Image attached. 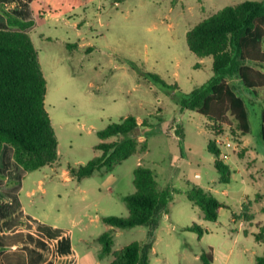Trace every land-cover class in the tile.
<instances>
[{"label":"rangeland","instance_id":"1","mask_svg":"<svg viewBox=\"0 0 264 264\" xmlns=\"http://www.w3.org/2000/svg\"><path fill=\"white\" fill-rule=\"evenodd\" d=\"M25 1L32 3L31 37L47 81L46 108L58 147L52 166L19 179L20 201L30 216L58 228L52 244L56 237L61 244L71 241L80 264H109L115 252L134 242L148 244L150 264H204V254L212 257V264H254L264 251V236L259 242L255 239L264 225V91L256 97L237 86L251 112L249 135H243L233 120L213 130L205 116L182 110L179 104L183 94L213 75L212 58H199L189 50L187 32L222 8L246 0ZM76 22L83 25L77 28ZM62 41L81 44L68 48ZM147 73L159 75L175 89L163 87ZM128 116L137 118L139 141L147 140L148 149L112 172L102 169L80 181L73 178L71 167L85 166L102 155L96 148L100 143L121 139H101L98 132ZM212 140L220 149V161L230 168L229 183H221L215 167L218 157L208 150ZM139 166L153 170L158 189L171 193L168 205L154 229H114L112 254L101 259L98 238L112 228L102 219L129 217L124 197L136 192L134 172ZM193 186L209 190L225 204L217 221L206 220L188 200L186 191ZM231 186L229 194L223 193ZM12 192L7 195L11 201ZM14 207L0 214L11 215ZM13 220L16 227L9 221V229L1 232L5 237L29 224L28 236L50 240L25 212ZM194 224L202 234L186 230ZM63 230L72 236L62 235ZM49 249L15 247L5 256H13L9 264H26L18 263L26 253L43 256ZM51 250V260L63 264L62 252Z\"/></svg>","mask_w":264,"mask_h":264},{"label":"trees","instance_id":"2","mask_svg":"<svg viewBox=\"0 0 264 264\" xmlns=\"http://www.w3.org/2000/svg\"><path fill=\"white\" fill-rule=\"evenodd\" d=\"M30 23H19L17 30L0 29V153L5 144L14 149V160L25 172H34L52 166L57 160L58 142L46 108L47 81L39 53L26 32ZM189 50L199 58H212L213 75L202 85L179 99L181 109L196 111L205 116L209 127L222 130L233 120L243 135L251 134L250 115L246 96L237 86L256 97L264 91V0H246L226 6L195 25L186 34ZM156 83L175 89L157 74L147 73ZM237 81V85L234 83ZM261 135L264 140V107L261 113ZM140 125L134 116L120 123L110 124L98 132L101 139L121 137L120 140L100 143L96 148L103 153L85 166L71 167L70 175L78 181L96 171L114 168L136 152L148 149L147 140L140 142ZM182 134V132H180ZM208 150L218 159L215 167L221 183H229L230 168L224 165L215 140ZM136 192L124 197L129 211L127 219L104 217L102 221L112 228L98 238L100 258L112 254L114 229L139 226L156 227L158 216L167 207L171 193L160 191L154 171L139 166L134 172ZM190 202L198 206L204 218L217 221L219 210L225 204L202 187L186 191ZM252 220V219H251ZM187 231L203 230L196 224ZM264 236V225L259 226L255 239ZM148 244L131 243L113 254L109 264H150ZM204 264H212L210 255H202ZM254 264H264V251Z\"/></svg>","mask_w":264,"mask_h":264},{"label":"crops","instance_id":"3","mask_svg":"<svg viewBox=\"0 0 264 264\" xmlns=\"http://www.w3.org/2000/svg\"><path fill=\"white\" fill-rule=\"evenodd\" d=\"M23 0H0V29H7V30H17L18 27L17 25L19 23H33V9H32V3L27 2L26 5L22 3ZM12 2H14L12 4ZM12 4L11 9H8L6 7L7 4ZM69 22V21H67ZM83 23H74V26L77 28H80ZM86 25V23H84ZM33 25H29V27L26 29V32L31 36V31L33 30ZM32 29V30H31ZM78 35H81V32L78 33ZM32 38V37H31ZM33 41V40H32ZM62 43H65L66 46H70L72 44H81V43H69L67 41H62ZM69 48V47H68ZM139 123V122H138ZM140 125V124H139ZM27 173L24 171V169L19 166L15 160H14V149L5 144L2 148V151L0 153V211L2 209L8 210L9 207L12 205H15L14 207L16 209V212L12 213L11 215H2L0 214V264H9L11 261H13V256H5L7 253L10 252L9 249L15 248V247H20V248H25L31 247V249L35 250H43L47 251L46 247L48 249H52L51 251H54L57 254V251H61L64 258L65 262L63 264H80V255L78 252L73 248L72 242H68L67 244H64L59 242V239L54 238L55 244H52L51 242V237L57 236L56 232L58 228H50L46 224L40 222L38 219L35 217H32L28 214L26 211L25 207L20 201V195L22 191L21 183H20V178L23 177V175ZM199 176V175H196ZM233 189V186H231L228 189H223V193L229 194L231 190ZM12 190L14 196V199L12 201L10 198L7 196L9 195V191ZM25 212V214L30 217L35 223H38L39 227V232L41 230L44 231L43 234H47L49 236L48 241H46L44 238H39V239H34L31 236H28L26 234V228H29V224H26L24 226L21 225L22 228H25L23 230H17L15 233H9L7 234L6 237L1 233L3 228H8L9 229V221L10 225L11 223L14 222L13 219H16V214H22ZM4 216V217H2ZM23 218H21L20 222H23ZM16 225H12L11 228H15ZM111 229V228H110ZM11 230V229H10ZM30 230V229H29ZM62 235H66L67 237L70 235L72 236L71 231H64L63 230ZM42 241L44 243H42ZM45 245V246H44ZM37 246V248H36ZM45 249V250H44ZM50 249L48 250V254H45L43 256L38 255L36 253H32L30 256L29 254L23 255L21 260H19L18 263L22 262H29L31 264H56V262H53L51 259L53 258L52 255L50 254ZM17 258V257H15ZM31 258V260L29 259ZM48 259V260H47ZM17 263V261H15Z\"/></svg>","mask_w":264,"mask_h":264},{"label":"built area","instance_id":"4","mask_svg":"<svg viewBox=\"0 0 264 264\" xmlns=\"http://www.w3.org/2000/svg\"><path fill=\"white\" fill-rule=\"evenodd\" d=\"M13 3H14V2H12V4H13ZM22 3L24 4V3H26V1L23 0ZM12 4H9V3H8V4L6 5V7H7L8 9H11ZM219 142H221V143L224 144V142H222L221 140H219ZM219 142L217 141V143H219ZM225 146H226L227 148H231V147H232V144H231L230 142H226V143H225Z\"/></svg>","mask_w":264,"mask_h":264}]
</instances>
